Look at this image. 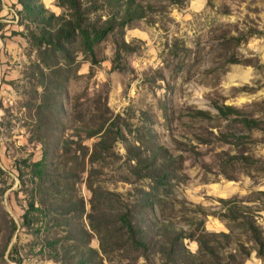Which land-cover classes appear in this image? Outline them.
<instances>
[{
  "label": "rangeland",
  "instance_id": "374dc122",
  "mask_svg": "<svg viewBox=\"0 0 264 264\" xmlns=\"http://www.w3.org/2000/svg\"><path fill=\"white\" fill-rule=\"evenodd\" d=\"M93 203L192 256L107 258ZM81 261L264 264V0H0V264Z\"/></svg>",
  "mask_w": 264,
  "mask_h": 264
},
{
  "label": "trees",
  "instance_id": "16d2710c",
  "mask_svg": "<svg viewBox=\"0 0 264 264\" xmlns=\"http://www.w3.org/2000/svg\"><path fill=\"white\" fill-rule=\"evenodd\" d=\"M123 4L124 6H130V2H124ZM88 218L91 229L98 235L100 249L107 258H111V253L115 250L131 255L130 258L132 256H144L148 258L151 254H155L153 251H156V253L162 251L164 254L163 258L174 262L180 260L182 263H186L189 260L186 254L189 253L192 256V253L184 246L182 241L185 238V233L171 229L172 225L169 223H162L161 231L158 233V235H161L169 242V245L161 243V250L157 251L151 247L148 240L149 233L145 227L141 223H138L137 219L130 212L122 210L110 212L98 211L96 204L93 203L92 211L88 214ZM203 237H205V233L202 232L200 238H198L202 250L205 249ZM179 244L182 247L181 249ZM205 250H212V247H206ZM93 251L98 254L95 249ZM182 251L184 253L181 255ZM77 264L85 263L81 261Z\"/></svg>",
  "mask_w": 264,
  "mask_h": 264
}]
</instances>
